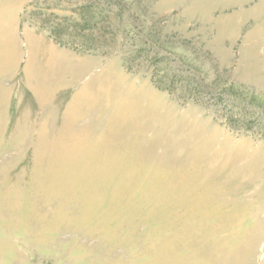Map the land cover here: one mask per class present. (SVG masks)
<instances>
[{
	"label": "rangeland",
	"instance_id": "obj_1",
	"mask_svg": "<svg viewBox=\"0 0 264 264\" xmlns=\"http://www.w3.org/2000/svg\"><path fill=\"white\" fill-rule=\"evenodd\" d=\"M0 264H264V0H0Z\"/></svg>",
	"mask_w": 264,
	"mask_h": 264
}]
</instances>
